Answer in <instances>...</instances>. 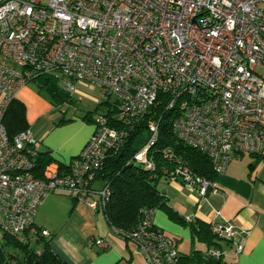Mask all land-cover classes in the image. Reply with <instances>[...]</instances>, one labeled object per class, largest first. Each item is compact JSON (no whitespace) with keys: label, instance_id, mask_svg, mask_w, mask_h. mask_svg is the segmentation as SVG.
<instances>
[{"label":"built area","instance_id":"1","mask_svg":"<svg viewBox=\"0 0 264 264\" xmlns=\"http://www.w3.org/2000/svg\"><path fill=\"white\" fill-rule=\"evenodd\" d=\"M0 59V228L18 241L52 193L103 212L110 190L95 187L97 171L159 92L168 96L167 108L179 104L174 135L205 153L216 174L240 155L264 152V0H0ZM39 76L56 79L70 95L93 86L102 100L112 98L121 125L100 114L66 171L50 163L42 178L32 172L30 129L9 138L2 121L20 89ZM148 128L150 138L132 160L153 169L147 151L157 122ZM173 173L171 181L201 197L219 191L215 180L181 166ZM153 214L145 210L129 231L109 227L133 242L145 264H180L174 239L154 225ZM209 229L230 248H207L206 257L243 251L248 232L228 221ZM88 244L108 246L100 236Z\"/></svg>","mask_w":264,"mask_h":264},{"label":"crops","instance_id":"2","mask_svg":"<svg viewBox=\"0 0 264 264\" xmlns=\"http://www.w3.org/2000/svg\"><path fill=\"white\" fill-rule=\"evenodd\" d=\"M24 87L16 99L25 103L31 92ZM45 111L49 112L50 107L44 108L41 113ZM29 119L31 124L36 123L33 129L31 126L28 128L36 140L37 151H49L53 163L65 166L62 172L81 151L95 127L94 123L78 119V130L67 134L66 122L55 124L44 121L38 124L35 118ZM215 179L219 191L203 197L179 180L162 179V187L158 185V188L164 193L167 205L182 219L206 224L228 221L234 223L238 230L248 232L243 251L234 258L223 257L227 264H264V152L258 155L243 154L232 159L224 174ZM153 223L174 239L182 256L195 249L204 253L207 248L215 246L194 235L188 222H178L168 217L164 209L154 210ZM33 227L49 232L52 250L68 264H142L136 246L132 241L111 232L103 212L100 217L99 211L92 213L85 203L65 194L52 193L46 197L37 209ZM99 236L108 243L106 249L88 244V238ZM214 240L220 243V248H230L226 243ZM183 242L189 243L188 250L181 247Z\"/></svg>","mask_w":264,"mask_h":264},{"label":"trees","instance_id":"3","mask_svg":"<svg viewBox=\"0 0 264 264\" xmlns=\"http://www.w3.org/2000/svg\"><path fill=\"white\" fill-rule=\"evenodd\" d=\"M32 83L35 84L39 92L45 91L50 97L73 98L72 95L57 87L51 77L39 76ZM168 101V96L159 92L156 102L148 108L144 116L130 131L123 145L108 152L103 160L95 178L96 182L108 184L110 190L103 214L109 226H113L119 231H129L141 221L145 210L164 209L168 217L178 222H188L194 235L206 241L207 244L219 248L220 243L214 240L216 237L211 233L209 223L182 219L167 205L164 193L158 188V183L162 179L171 181L177 166L215 181V177L219 176L213 171L205 153L185 145L174 135L173 122L180 115V107L176 102L172 107L167 108ZM101 103L105 106V112L102 115L108 119L109 124L121 127L116 119L117 107L115 103L108 99L99 102V104ZM25 110L24 103L18 99H13L8 105L2 121L9 138L29 127L25 118ZM85 117H88V114ZM149 120H155L158 126L157 137L147 151L148 157L154 163L153 169L145 168L132 160L134 154L150 138ZM93 122L95 123V120ZM33 162V175L36 178H42L45 166L53 163V158L49 151H37ZM58 167L60 170L65 168L62 163ZM49 236L50 234L43 235L40 227H33V223L26 229L24 241H18L2 232L0 264H68L52 250ZM40 241H43V244L38 247L36 244ZM226 244L228 245V243ZM223 257L217 259L206 257L205 252L200 253L195 249L183 256L179 253V263L227 264Z\"/></svg>","mask_w":264,"mask_h":264},{"label":"rangeland","instance_id":"4","mask_svg":"<svg viewBox=\"0 0 264 264\" xmlns=\"http://www.w3.org/2000/svg\"><path fill=\"white\" fill-rule=\"evenodd\" d=\"M1 61V59H0ZM54 84L58 87V82L56 79H53ZM25 89L30 90V94L25 100V118L28 126H31L33 129L32 122H29L28 120L34 119L35 121L39 123L44 121H49L51 123L59 124L61 121L67 123V134L74 133L77 131V124L76 121L82 120L84 122L88 123H94L93 120H95L100 114L105 112V106L104 104H99V102H102V99L100 98L98 94V90L95 89L93 86L90 85H83L81 86L74 95H72V99H65V98H55L50 97L47 92L42 91L39 92V90L36 88L35 84L30 82L25 87ZM106 100V99H104ZM109 100H112L110 98ZM46 107H50V111L46 113L43 112V109ZM41 113V114H40ZM40 114V115H38ZM88 114V117H85V115ZM162 183L159 182V187L161 188ZM95 187L100 188L102 183L101 182H95ZM84 203V202H83ZM100 217L102 216V212L99 211ZM86 224V223H85ZM36 225V222H35ZM2 234V230L0 228V237ZM32 238V242H33ZM43 244V241H40L38 244H36L38 247H40ZM200 246V245H199ZM184 249H189V243L183 242L181 245ZM185 250V251H187ZM142 264H145L140 257Z\"/></svg>","mask_w":264,"mask_h":264}]
</instances>
